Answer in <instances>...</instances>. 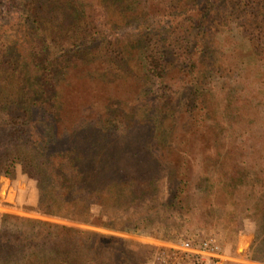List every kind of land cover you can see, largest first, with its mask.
<instances>
[{
	"label": "trees",
	"instance_id": "trees-1",
	"mask_svg": "<svg viewBox=\"0 0 264 264\" xmlns=\"http://www.w3.org/2000/svg\"><path fill=\"white\" fill-rule=\"evenodd\" d=\"M244 34L264 71V0H0V178L36 182L30 211L137 236L196 214L236 234L247 212L256 244L264 73ZM133 244L0 213V264H142Z\"/></svg>",
	"mask_w": 264,
	"mask_h": 264
},
{
	"label": "rangeland",
	"instance_id": "rangeland-1",
	"mask_svg": "<svg viewBox=\"0 0 264 264\" xmlns=\"http://www.w3.org/2000/svg\"><path fill=\"white\" fill-rule=\"evenodd\" d=\"M235 33L240 34L237 30H235ZM242 38H245L243 42L245 47L243 48L242 46L240 48V55L249 59L251 73H255L256 75L263 74L264 71L259 67L260 60L254 58L253 49L256 45L255 40L252 36H248L247 34H244ZM262 119H264V117ZM256 124L260 125L259 135L264 138V122L259 120L254 121L253 119H247L244 126L252 130L248 135L254 133L255 130L253 126ZM259 135L255 138L257 139ZM262 149L264 151L263 146ZM6 181L9 184V192H1ZM37 200L38 189L36 182L25 175L20 167L14 179L4 176L0 178L1 214L40 219L129 239L134 243L133 245L137 247L134 250L139 253L142 252L144 255L145 259L142 264H158L157 261L155 262V257L160 253H165L169 258L175 261L180 258V256H176V253H178L177 247L180 246V244L191 242L196 246L209 237L216 238L221 246L223 256L221 264H264V250H260V248L263 247L261 241L264 240V234L261 236V239L254 244L256 239L255 225L253 221L246 216L247 212L238 214L240 217H244V220L242 221V228H239L236 234L231 231L232 224H227L226 221H219L216 217L207 218L203 217V215H201V217L199 214H196L200 220H194V215L185 216L184 218L178 216V219L175 220L170 229L157 225L149 234L137 236L85 224H78L56 217H48L35 211H30V208L36 207ZM139 246H143V248Z\"/></svg>",
	"mask_w": 264,
	"mask_h": 264
},
{
	"label": "built area",
	"instance_id": "built-area-1",
	"mask_svg": "<svg viewBox=\"0 0 264 264\" xmlns=\"http://www.w3.org/2000/svg\"><path fill=\"white\" fill-rule=\"evenodd\" d=\"M176 256L173 260L165 253H160L155 257L158 264H221L222 250L216 238L209 237L200 244L193 245L191 242L180 244ZM173 256V255H172Z\"/></svg>",
	"mask_w": 264,
	"mask_h": 264
}]
</instances>
